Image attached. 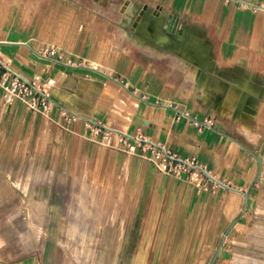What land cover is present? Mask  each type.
Returning a JSON list of instances; mask_svg holds the SVG:
<instances>
[{
  "label": "crops",
  "instance_id": "crops-1",
  "mask_svg": "<svg viewBox=\"0 0 264 264\" xmlns=\"http://www.w3.org/2000/svg\"><path fill=\"white\" fill-rule=\"evenodd\" d=\"M0 60L51 94L47 114L7 100L0 70V264L63 262L51 225L74 175L95 187L98 264H204L218 249L219 264L261 237L264 0H0ZM121 134L224 184L199 190Z\"/></svg>",
  "mask_w": 264,
  "mask_h": 264
},
{
  "label": "rangeland",
  "instance_id": "rangeland-1",
  "mask_svg": "<svg viewBox=\"0 0 264 264\" xmlns=\"http://www.w3.org/2000/svg\"><path fill=\"white\" fill-rule=\"evenodd\" d=\"M38 177L41 180H47L49 174L42 172ZM71 181L70 188L65 190V195L68 197L67 204L56 210L59 213V218L51 225L60 234L57 237L61 247L60 255L64 264H98L97 262L102 260V255L105 254L99 251L101 239L96 236V232L102 228L103 222L95 220V187L88 184L81 190L80 180L76 175L72 177ZM44 211L46 209L43 211L41 209V212ZM46 223V220H41L42 227L46 228ZM255 228V222L252 221L250 229L255 230ZM258 232L261 237L252 238L247 243L248 251L224 254L222 258L226 259V262L221 261L219 264H228L230 260L235 261L234 259H242L244 264H264V226ZM220 254L218 249L204 264H213L212 257H218ZM205 255L207 254H202L201 258Z\"/></svg>",
  "mask_w": 264,
  "mask_h": 264
},
{
  "label": "built area",
  "instance_id": "built-area-1",
  "mask_svg": "<svg viewBox=\"0 0 264 264\" xmlns=\"http://www.w3.org/2000/svg\"><path fill=\"white\" fill-rule=\"evenodd\" d=\"M59 47L50 45L43 48V52L58 51ZM4 69L2 88L4 97L7 100H20L27 107L35 112L47 114L51 103L50 87L37 84L36 80H31L21 75L19 72L11 69L4 61L0 60V70ZM191 122L200 127L202 123L197 118H192ZM95 136L101 135V141L110 143L114 138L115 129L100 123H89ZM123 144L130 150L135 151L142 147L143 151L148 152V158L163 172L171 174L179 179H184L199 190H208L211 182L221 183L222 181L215 178L210 170L200 162L196 157H182L172 151L160 142L148 141L144 143L145 137L130 136L121 134ZM224 183V182H223ZM221 183V184H223Z\"/></svg>",
  "mask_w": 264,
  "mask_h": 264
},
{
  "label": "water",
  "instance_id": "water-1",
  "mask_svg": "<svg viewBox=\"0 0 264 264\" xmlns=\"http://www.w3.org/2000/svg\"><path fill=\"white\" fill-rule=\"evenodd\" d=\"M221 183H223V182H221ZM224 184V183H223Z\"/></svg>",
  "mask_w": 264,
  "mask_h": 264
}]
</instances>
